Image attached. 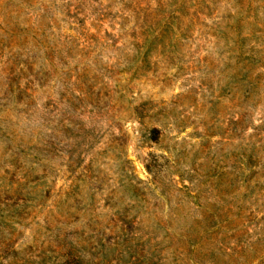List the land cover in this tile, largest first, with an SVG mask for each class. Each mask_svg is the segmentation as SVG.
<instances>
[{"label": "rangeland", "instance_id": "1", "mask_svg": "<svg viewBox=\"0 0 264 264\" xmlns=\"http://www.w3.org/2000/svg\"><path fill=\"white\" fill-rule=\"evenodd\" d=\"M0 264H264V0H0Z\"/></svg>", "mask_w": 264, "mask_h": 264}]
</instances>
